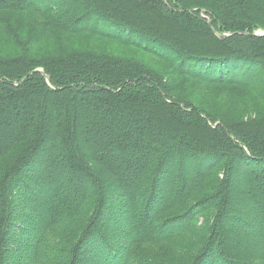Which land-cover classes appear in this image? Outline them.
Wrapping results in <instances>:
<instances>
[{
  "label": "trees",
  "instance_id": "1",
  "mask_svg": "<svg viewBox=\"0 0 264 264\" xmlns=\"http://www.w3.org/2000/svg\"><path fill=\"white\" fill-rule=\"evenodd\" d=\"M100 26L176 76L264 98V0H0L19 48ZM62 52L0 59V264H264V112L215 117L139 63Z\"/></svg>",
  "mask_w": 264,
  "mask_h": 264
},
{
  "label": "rangeland",
  "instance_id": "2",
  "mask_svg": "<svg viewBox=\"0 0 264 264\" xmlns=\"http://www.w3.org/2000/svg\"><path fill=\"white\" fill-rule=\"evenodd\" d=\"M97 28L101 33H103V35H97L94 33H65L60 35L59 32L55 31L57 33L58 40L56 38L53 40L52 37L50 38L47 35V33L40 40H29V38H27V34L23 33L22 42L25 43V45H23L21 48L12 45L11 43L0 38V59H7L19 55L48 57L54 54L63 53L62 51L68 53L78 51L102 53L116 58L134 61L143 65L147 69L156 71L159 75L163 76L164 80H167V82L170 84L172 83V85L176 86V89H180L178 90L179 94H177L178 92H175L177 96L175 95L174 97H179V99L195 104L196 106L205 109V111L215 117L227 115L235 117L242 115L243 117H247L254 115L255 113L264 112V98L258 97L252 91L241 92L242 90H238L236 93H233V90H228L222 85H206L202 83L195 84L193 80H190L185 76L174 75V69V72L171 71L166 67L167 64L157 59L158 57L156 56L159 55L158 53H155L157 55L154 57L150 52L151 50L115 42L104 36V34L107 32H112L109 28L101 26ZM256 32L261 31L258 30ZM179 66L180 65L176 64L174 68H179ZM181 81H185L187 84L181 83ZM176 134L181 135L180 133ZM178 166L181 169V165H175L174 163V168L170 170L169 176L172 179L176 180L177 178L176 172L178 170ZM254 169L255 167L249 169L248 171L242 170L241 173L234 175L231 182V189L233 191L234 197L241 198L243 196V187H247L250 190L254 189V185L252 186L250 180V171ZM181 170H184V168ZM238 170H240L239 167L236 168L235 172H238ZM183 174L185 176V180L192 175L188 169L184 170ZM168 185L169 186H166L165 191H163L162 200H174L179 194L177 188H175L173 185ZM33 212L34 213L31 217V221L36 223V227L37 225L44 223L48 217L47 206L40 207L39 210H34ZM59 213L64 214L63 212ZM127 225H132V219ZM119 228L121 230L120 232L124 231L122 226ZM224 228H227V230L232 229L230 232L228 231L229 237L235 236L233 221H227L226 224L223 225V229ZM247 230L248 232L258 231L257 227L250 229L248 228ZM220 233L221 232L219 231V236H221ZM17 240L19 239L13 238V242L18 246L19 249L17 251H22L21 254L26 256L31 254L34 244H32L30 241L28 243H23V241L21 242ZM23 245L24 249H21L23 248Z\"/></svg>",
  "mask_w": 264,
  "mask_h": 264
},
{
  "label": "bare ground",
  "instance_id": "3",
  "mask_svg": "<svg viewBox=\"0 0 264 264\" xmlns=\"http://www.w3.org/2000/svg\"><path fill=\"white\" fill-rule=\"evenodd\" d=\"M145 30V29H144ZM148 31V30H147ZM229 253V252H228Z\"/></svg>",
  "mask_w": 264,
  "mask_h": 264
},
{
  "label": "water",
  "instance_id": "4",
  "mask_svg": "<svg viewBox=\"0 0 264 264\" xmlns=\"http://www.w3.org/2000/svg\"><path fill=\"white\" fill-rule=\"evenodd\" d=\"M256 35V34H255Z\"/></svg>",
  "mask_w": 264,
  "mask_h": 264
}]
</instances>
